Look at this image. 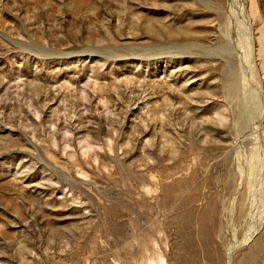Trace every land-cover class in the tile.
<instances>
[{
  "label": "rangeland",
  "instance_id": "1",
  "mask_svg": "<svg viewBox=\"0 0 264 264\" xmlns=\"http://www.w3.org/2000/svg\"><path fill=\"white\" fill-rule=\"evenodd\" d=\"M232 1L0 0V264H264V0Z\"/></svg>",
  "mask_w": 264,
  "mask_h": 264
},
{
  "label": "bare ground",
  "instance_id": "2",
  "mask_svg": "<svg viewBox=\"0 0 264 264\" xmlns=\"http://www.w3.org/2000/svg\"><path fill=\"white\" fill-rule=\"evenodd\" d=\"M232 1V0H231ZM233 2V1H232ZM243 2H244V0H237L236 2H235V8H236V10H237V8H238V10H237V12H238V14H240V15H242V16H244L245 15V11H244V4H243ZM249 16V15H248ZM251 29H249V27H247L246 26V35H247V41H246V45H247V47H246V49H244V50H239V54L241 53V56L243 55V52H246V55H249L250 56V59L248 60L247 59V61L244 63V60H243V58L245 57H241V64L245 67V64H246V66H247V64H249V65H251L252 66V68H253V66H254V64L256 63L255 62V58H254V56H252V52L250 51V50H252V47L254 46V40H253V38H252V36H251ZM244 32V31H243ZM240 37V36H239ZM238 37V39H240ZM241 42V41H240ZM241 44H242V42H241ZM245 44V43H244ZM238 48V47H237ZM239 49H241V48H239ZM248 50V51H247ZM255 54V53H254ZM247 57V56H246ZM245 57V58H246ZM244 58V59H245ZM251 63V64H250ZM250 69V68H249ZM251 70V69H250ZM241 75H242V78L244 79V77L246 76L245 75V73L243 72H241ZM248 76V75H247ZM236 77V76H235ZM247 78V77H246ZM248 79V78H247ZM244 87V86H243ZM257 93H258V97L260 98V92H259V89H258V87H257ZM254 96V95H253ZM260 106H262V103H261V100H260ZM260 115H261V119H262V121H261V123H264L263 122V119H264V113H263V111L261 110V108H260ZM257 124H259V123H257ZM264 125V124H263ZM260 126V125H259ZM257 129V131H255V134L258 132V135H260V136H262V138H261V144H260V146L263 148V151H264V133H262V132H259V128H256ZM255 129V130H256ZM262 130V129H261ZM264 130V129H263ZM262 130V131H263ZM254 134V135H255ZM261 134H263V135H261ZM257 143V142H256ZM261 166L263 167V168H261L262 170H261V178H260V180H261V182H262V186H263V189H264V158H263V165L261 164ZM261 184V183H260ZM261 204V203H260ZM263 209H264V206H263ZM258 210V209H257ZM262 213V212H261ZM259 215V214H258ZM263 215V214H262ZM259 221H261V216H260V220ZM263 222V221H262ZM260 228V226L259 225H257L256 227H255V229H253V230H251V232H249L247 235H246V238H245V241L247 240V239H249L250 237H252L253 235H255L256 233H257V231H258V229ZM156 246V245H155ZM258 246V245H257ZM261 248V247H260ZM259 248V249H260ZM146 249V248H145ZM148 251V250H147ZM146 253V252H145ZM254 259V258H253ZM249 261V260H248ZM255 261V260H254ZM228 262H229V260H228ZM251 262V261H250ZM144 264H167V261L165 260V258L162 256V254L159 252V249L157 248V246L155 247V250H152V251H150V252H148V254H146V256H145V258H144ZM246 264V263H245ZM249 264V263H248Z\"/></svg>",
  "mask_w": 264,
  "mask_h": 264
}]
</instances>
